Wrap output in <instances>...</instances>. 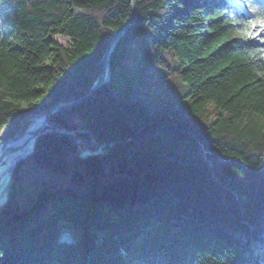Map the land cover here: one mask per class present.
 Here are the masks:
<instances>
[{"label":"trees","instance_id":"trees-1","mask_svg":"<svg viewBox=\"0 0 264 264\" xmlns=\"http://www.w3.org/2000/svg\"><path fill=\"white\" fill-rule=\"evenodd\" d=\"M135 2L108 82L48 119L84 140L41 133L18 162L0 264H264V0H245L247 13ZM132 13L131 0H0V140L85 97ZM151 66L187 84L183 105L164 84L157 106L134 95ZM28 160L44 174L30 196Z\"/></svg>","mask_w":264,"mask_h":264},{"label":"rangeland","instance_id":"rangeland-1","mask_svg":"<svg viewBox=\"0 0 264 264\" xmlns=\"http://www.w3.org/2000/svg\"><path fill=\"white\" fill-rule=\"evenodd\" d=\"M230 1L231 2L234 1V4L235 3L238 4L236 11L239 9L242 12L247 13V5L245 0H230ZM55 40H57L59 43L65 46L70 45V39L66 36L57 35L55 36ZM134 81H135L134 86L136 89L134 91V95H136L147 106V108H151L152 106H157L159 104V100L161 99L160 97L164 95L166 90L163 84L173 87L174 95L178 100V102L182 105L184 103L182 97L188 90L187 84L181 79L180 76L176 74H171L168 68L162 66H151L146 68L144 73L141 72L135 75ZM40 116L34 117L33 122L29 127H31L35 123V120L39 119ZM24 133H20L17 136L21 137L22 135H24ZM4 134H5V130L0 127V137L3 136ZM34 143H35V139L32 140V147L30 151L25 155V157L24 158L20 157L17 160L20 161L22 159L27 158V156L32 152L34 148ZM88 153H90V150H84L83 152V154H88ZM6 164L7 161L5 160L4 162L1 163L2 169L5 168ZM17 164L13 163L12 165H10L8 169L3 170V173L0 175V205L3 204L4 201L6 200L7 193L12 182V176ZM31 164L32 163L30 160L24 163V167H23L24 173L20 180V186L23 191V194L28 196L33 194L34 191L38 188V186L39 187L41 186V180H44V174L39 173L34 168L30 169ZM47 175H49L50 177H54L56 176V173L52 170H48Z\"/></svg>","mask_w":264,"mask_h":264},{"label":"water","instance_id":"water-1","mask_svg":"<svg viewBox=\"0 0 264 264\" xmlns=\"http://www.w3.org/2000/svg\"><path fill=\"white\" fill-rule=\"evenodd\" d=\"M131 7H132V16L131 18L128 20V22L119 30L118 34L114 37V39L111 41L108 50L105 53L104 56V62H103V68L101 71V74L98 78V80L93 84V86L91 87V89L89 90V92L87 93V95L85 97H83L82 99L79 100H75V101H71V102H64V103H60L56 106H54L50 111L42 114V118H43V122L41 125L37 126V127H33L32 129H30V131H26L24 134V142H29L30 140H34L36 139L41 133H45V132H56L58 134L61 135H70L74 138H76L78 141H82L84 140L83 137L79 136L74 130H67L64 128H54L51 127L48 123V119L50 117L51 114L55 113L56 111L67 107V106H71V105H75L78 104L82 101H84L85 99H87L96 89H98L99 87L103 86L104 84H106L108 82V80L110 79V75H111V67H110V52L111 49L114 45V43L118 40V38L120 36H122V34L125 32V30L127 29V27L129 25H131L135 18H136V2L135 0H131ZM108 68V74H106V69ZM34 118V117H33ZM20 133H17L16 135L6 138V139H2L0 140V144H3L4 142H6L7 140L14 138L15 136L19 135ZM90 143L94 146L97 147H103L106 145L111 144L112 142H97L94 138H92L90 140ZM204 151L207 152V150L204 148ZM25 156H23L24 158ZM19 162V160H17L14 164H17Z\"/></svg>","mask_w":264,"mask_h":264},{"label":"bare ground","instance_id":"bare-ground-1","mask_svg":"<svg viewBox=\"0 0 264 264\" xmlns=\"http://www.w3.org/2000/svg\"><path fill=\"white\" fill-rule=\"evenodd\" d=\"M106 74H108V68L106 69ZM42 122L43 118L41 115L39 119L35 120V123L31 127L26 129V131H30L33 127L41 125ZM24 141V135H22L21 137L17 136L0 144V175L3 173V170L8 169L18 158L25 156L30 151L32 140L27 143ZM4 160L7 161V164L5 168L2 169L1 163L4 162Z\"/></svg>","mask_w":264,"mask_h":264}]
</instances>
